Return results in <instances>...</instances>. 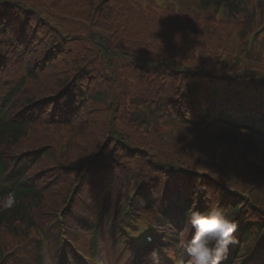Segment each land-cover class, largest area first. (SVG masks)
I'll return each instance as SVG.
<instances>
[{
  "label": "trees",
  "instance_id": "trees-1",
  "mask_svg": "<svg viewBox=\"0 0 264 264\" xmlns=\"http://www.w3.org/2000/svg\"><path fill=\"white\" fill-rule=\"evenodd\" d=\"M201 2L204 10L212 2L214 6L224 3L231 15L244 12L241 40L253 27L250 0ZM159 8L163 11H155L145 0H0V57L7 62L6 73L16 71L24 62L37 67L29 85L17 97L14 89L3 100L0 179L17 158L10 155V149L15 154L50 145L44 148L41 161L47 157L46 163L59 170L90 167L91 172L107 171L113 164L110 186L122 187L123 197L132 180L147 185L153 181V174L159 173V190L165 176L173 178L177 171L187 217L193 207L198 208L194 204L198 171L227 184V172L216 164L213 149L202 145L198 133L195 137L183 133L178 109L200 112L203 119L213 115L216 122L229 123L221 125L216 137L230 147L238 144L242 134L264 137V48L257 47L252 54L247 53L249 60L242 59L241 51L228 49L233 45L229 40L220 41L223 35L219 26L209 27L212 16L207 10L202 15H177L163 6ZM2 23L14 36L22 38L25 33L23 40L32 35L33 44L23 43L15 53L1 32ZM21 26L25 27L23 31ZM220 54L225 55L223 60ZM47 56L50 60L45 59ZM43 60L48 65L41 69ZM71 80L87 83L89 96L70 125L68 145L64 146L61 134H54L57 131L52 127L53 132L41 129L39 138H32L31 122L20 119L17 111L29 103L48 105L45 100L62 93ZM257 88L262 91L259 104L253 100ZM172 116L178 120L168 125L166 121ZM71 142L79 150L70 149ZM253 142L244 143L245 152L252 150ZM58 148L69 149V153ZM261 162L263 167L244 160V166L235 169L239 183L250 186L251 175L264 176V155ZM243 170L251 173L249 182L242 177ZM127 173L130 180H125ZM204 183L214 205L219 189L209 176ZM64 185L62 177L59 189ZM41 189L39 184L32 186L28 178L11 189H4L0 183V197L9 191L16 196L12 208L0 210V225L17 216L25 220L37 214L44 206ZM170 206L171 202L167 203L163 221L176 227L184 214L178 209L172 212ZM199 207L200 211L208 210L206 205ZM243 228L241 238L247 241L249 235L264 230V217L255 213Z\"/></svg>",
  "mask_w": 264,
  "mask_h": 264
},
{
  "label": "rangeland",
  "instance_id": "rangeland-1",
  "mask_svg": "<svg viewBox=\"0 0 264 264\" xmlns=\"http://www.w3.org/2000/svg\"><path fill=\"white\" fill-rule=\"evenodd\" d=\"M251 3V0L249 2V5ZM239 28V25L232 26L231 24H228L225 26L224 29H222L221 33L223 37L226 36V33L229 29H232L231 38L233 39L235 35V30ZM54 89V88H52ZM73 147H75L76 150H79V146L77 144H71L69 145V148L73 150ZM66 150H62V152H65ZM239 155H243L242 152L237 151ZM53 170V169H50ZM49 173H47L46 176H48ZM93 179V176L91 177ZM59 187L53 188V190H58ZM261 192L264 196V183L261 186ZM85 199L94 201V197L90 194L84 195ZM115 201V198H113ZM264 208V207H263ZM90 210L93 212V210H97V206H92ZM40 223L35 219H29L25 223V225H13V227L8 228H0V251H2V254H0V260H2V264H31L32 258L36 254V252L40 251L41 255V263L42 264H54L52 253L49 251L48 245L49 240L48 238H41L43 236L44 231L46 230V227L51 222V216L46 214L42 215L40 218ZM74 222L71 221L72 225ZM32 227V228H31ZM166 234V233H165ZM66 239L65 241L69 240L71 238L74 241V244L79 247L80 249L85 250L87 248V234L86 233H79V232H66L65 235ZM42 244L44 248H41L39 250H36V247ZM88 249V248H87ZM103 249L104 245L101 242H98L96 245V250L94 254L97 255V258L101 262V264H106V262L103 260ZM107 249L110 251L112 255H114L113 249L110 248L109 242L107 244ZM7 253V255H6ZM5 254V256H3ZM115 256V255H114ZM107 258L110 257V255H106Z\"/></svg>",
  "mask_w": 264,
  "mask_h": 264
},
{
  "label": "clouds",
  "instance_id": "clouds-1",
  "mask_svg": "<svg viewBox=\"0 0 264 264\" xmlns=\"http://www.w3.org/2000/svg\"><path fill=\"white\" fill-rule=\"evenodd\" d=\"M15 203V193L9 191L0 197V210L10 209ZM187 224L194 230L185 249L190 257L189 264H220L228 246L234 242L237 223L231 215L220 207L193 210L187 217Z\"/></svg>",
  "mask_w": 264,
  "mask_h": 264
}]
</instances>
